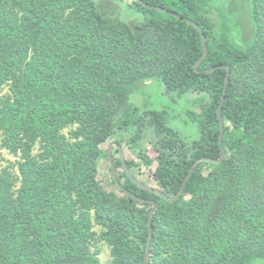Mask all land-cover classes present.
<instances>
[{
	"label": "trees",
	"instance_id": "16d2710c",
	"mask_svg": "<svg viewBox=\"0 0 264 264\" xmlns=\"http://www.w3.org/2000/svg\"><path fill=\"white\" fill-rule=\"evenodd\" d=\"M141 1L0 0V133L20 157L19 176L0 170V264H102L99 241L112 264H145L153 206L113 175L103 186L105 147L130 134L138 150L152 134L151 177L173 197L197 159L220 158L227 70L205 72L220 66H230L222 163H199L174 203L136 185L118 148L114 164L125 189L159 203L149 264H264V0L217 11L215 0ZM150 6L202 27L198 70L200 30ZM148 81L176 104L199 95V113L184 109L197 139L184 142L167 110L134 106Z\"/></svg>",
	"mask_w": 264,
	"mask_h": 264
},
{
	"label": "rangeland",
	"instance_id": "374dc122",
	"mask_svg": "<svg viewBox=\"0 0 264 264\" xmlns=\"http://www.w3.org/2000/svg\"><path fill=\"white\" fill-rule=\"evenodd\" d=\"M125 2L131 3L133 0H124ZM233 0H215L216 7L214 11L219 10L221 7L226 8L229 4L232 3ZM237 6L240 7V4L243 2L242 0H235ZM218 19V18H217ZM236 33V31L234 32ZM147 87L145 89V94L137 93L132 97V103L134 106L141 110L143 113L147 109H159V110H167L169 115V123L170 126L175 129L178 133H180L182 139L186 143H191L195 139L199 137L197 125L192 123L191 119L185 114V110L200 112L201 100H199V95L193 94L188 97L187 101L181 99V101L170 100L164 94V87L158 81H148L146 83ZM8 88L5 87L2 91H0V97L3 94H6ZM170 100V101H169ZM72 128H67L64 130L66 135H69ZM130 137V134L126 135L125 139H122V149L124 151L125 160H134L137 162L135 167V172L140 181L145 182L149 186L153 188L160 189L158 181L151 177L153 170L155 169L156 163L153 162L156 158L155 147L153 146V138L152 134H148L145 141L141 144V149L132 150L129 148V145L126 143V140ZM3 136L0 133V170L2 168H8L12 174L17 177L19 176L18 171V162L20 161L19 156H15L9 150H7L2 145ZM116 140H113L115 142ZM112 143V142H111ZM108 143L105 147V151L108 150ZM40 145L37 144L33 150V154H37L39 152ZM107 149V150H106ZM112 154L117 157L118 152L115 148H112ZM146 159L152 161L151 164L146 163ZM100 181L105 188H113L112 184V173L109 170V165L107 159H104L100 164ZM19 178V177H18ZM124 180V179H123ZM20 184L19 179H17L16 187L17 189ZM171 198V197H169ZM95 231L100 234L102 229L100 226L95 227ZM99 251V259L102 264H112V255H111V247L104 241L98 242V247L96 248ZM260 261H255L253 264H260Z\"/></svg>",
	"mask_w": 264,
	"mask_h": 264
},
{
	"label": "water",
	"instance_id": "95a60500",
	"mask_svg": "<svg viewBox=\"0 0 264 264\" xmlns=\"http://www.w3.org/2000/svg\"><path fill=\"white\" fill-rule=\"evenodd\" d=\"M139 2H142L141 0H137ZM151 8H156L160 11H164L172 16H175L176 18L182 19L183 21L194 25L196 28H198L202 34V43H203V49H204V53L203 56L198 60V62L195 64L194 68L195 70H198L199 66L202 64V62L206 59V57L208 56V47H207V40H206V35L202 29V27L196 23L195 21L188 19V18H184L181 15L177 14L174 11H170L168 9L162 8V7H155V6H150ZM226 69L227 70V74H226V78H225V86H224V91H223V96L219 105V109H218V117H219V121H220V135H219V147H220V158L219 159H212V158H208V157H201L199 159H197L191 166L188 175L186 176L185 180L183 181V184L181 186V188L179 189V191L171 198H169L164 192H162L159 189L153 188L151 186L145 185L143 183H141L139 180H137L132 174L131 171L128 169V166L126 164V160L124 157V151L122 149V146L120 144H118L117 142H112L109 144L108 146V159L110 161L111 167H112V175L114 178V181L116 182V184L119 186V188L121 190H123L127 195H129L130 197L139 200V201H143V202H147L149 204H151L152 210L149 214V237H148V245H147V250H146V256H145V264H149V260H150V255H151V246H152V240H153V219H154V215L156 213V211L159 208V203H157L156 201H152V200H148V199H144L139 197L138 195L130 192L129 190L125 189L119 179V175H118V171L117 168L115 167L114 164V158H113V154H112V148L114 146H116L120 152V156L123 162V165L127 171V174L130 176V178L132 179V181L138 185L140 188H143L147 191L153 192L159 196H161L164 200H166L169 203H174L176 202L183 194L184 189L188 183V181L191 178V175L193 174L196 166L201 163V162H212V163H222L225 158H226V154L223 148V138H224V133H225V124H224V120L222 118V109L226 100V94H227V90H228V86H229V82H230V66H220V67H216L213 69H209L206 70V73H211L213 71H216L217 69Z\"/></svg>",
	"mask_w": 264,
	"mask_h": 264
},
{
	"label": "flooded vegetation",
	"instance_id": "af4514ba",
	"mask_svg": "<svg viewBox=\"0 0 264 264\" xmlns=\"http://www.w3.org/2000/svg\"><path fill=\"white\" fill-rule=\"evenodd\" d=\"M113 148H115V150H117V147L114 146ZM119 153H120V152H119Z\"/></svg>",
	"mask_w": 264,
	"mask_h": 264
}]
</instances>
